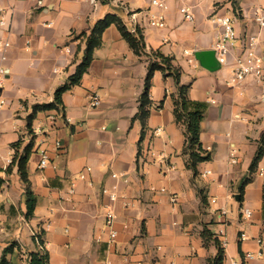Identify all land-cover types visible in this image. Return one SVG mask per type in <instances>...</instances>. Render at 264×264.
I'll return each instance as SVG.
<instances>
[{"label": "crops", "instance_id": "obj_1", "mask_svg": "<svg viewBox=\"0 0 264 264\" xmlns=\"http://www.w3.org/2000/svg\"><path fill=\"white\" fill-rule=\"evenodd\" d=\"M163 1L165 8L152 0H0V38L11 42L4 60L0 53L7 70L0 86V261L9 247L6 264H28L38 249L49 254V264H207L217 255L218 237L225 264H264V159L251 169L264 133V83L229 82L248 36L259 35L257 52L264 57V27L254 18L264 0ZM184 5L194 21L180 11ZM215 12L234 16L238 35L229 42L227 63L210 70L196 52L215 50L223 31L211 19ZM108 13L118 14L132 31L142 28L149 55L135 54L111 25L81 82L63 93L61 110H40L30 128L34 106L53 102L83 58L86 42L75 36L89 33ZM160 13L167 25L152 26L151 15ZM153 50L172 56L180 84L191 85L189 96L208 103L201 141L212 159L199 163L197 173L187 165L186 127L174 114L179 84L168 71L153 75L144 160L137 162L143 126L132 118ZM91 93L101 104L92 105ZM55 111L51 126L48 115ZM45 137L51 159L40 168L37 145ZM33 138L28 170L37 205L27 217L18 165L8 168L15 144L21 141L22 149ZM57 139L62 146L55 152ZM110 208L116 214L113 242L105 222Z\"/></svg>", "mask_w": 264, "mask_h": 264}, {"label": "trees", "instance_id": "obj_2", "mask_svg": "<svg viewBox=\"0 0 264 264\" xmlns=\"http://www.w3.org/2000/svg\"><path fill=\"white\" fill-rule=\"evenodd\" d=\"M109 0H104L108 2ZM111 25H115L120 31L123 38L129 43L135 54L142 56L144 54L149 55L146 52V43L144 34L141 27H138L136 30H130L123 19L116 13H108L105 17L100 19L91 29L89 33L82 32L75 36V38H82L86 42V47L84 50V55L82 60L76 65L75 71L69 76L68 81L63 85L59 86L55 92V99L51 103L36 104L33 109V113L29 116V127L32 128V122L36 114L40 110L46 109H55L58 112L61 110L60 107L63 104L62 95L63 93L71 88L75 84H79L83 78V75L87 72L91 61L94 58V51L97 47L102 44L103 34L105 30ZM152 57L149 60V70L146 76L145 88L142 94L139 97V106L138 111L132 118V121L139 120L142 123L143 129L141 137L138 144L137 152V162L140 164L144 160V153L142 142L145 139L146 135V121L150 114V108L152 105V99L150 97V91L152 86V78L157 70L163 72H169L170 75H173L178 86L177 96L174 98V114L176 121L185 125V146L184 153L188 156L187 165L195 173L198 172L197 166L199 163L208 161L212 159V153L210 150L206 149L203 146L201 141V122L204 119L208 103L202 100H195L189 96L190 84H180V69L176 67L173 63V57L165 55L159 50H153ZM264 140V133L260 140ZM261 142V141H259ZM21 141H18L15 144L16 151L14 154V159L8 171L11 169L12 165L17 164L20 177L25 184V194H26V203H27V217H32L35 212L37 205V196L33 192L30 184L28 162L31 155L34 152V138L27 143L21 149ZM263 150L259 149L257 154L254 156V159L251 163V169L254 170L257 164H259L260 159L263 155ZM4 179L0 177V190L4 184ZM249 179H245L243 185L248 183ZM243 191H241V194ZM243 195H241V199ZM208 236H213V233L207 230ZM40 243H43L41 239V233H39ZM215 244L217 246L218 252L215 257H212L208 260L207 264H225V250L222 246V243L218 237L214 238ZM10 248H5L3 257L1 258L0 264H6V254L9 252ZM28 264H49V254L42 250H34L29 254Z\"/></svg>", "mask_w": 264, "mask_h": 264}, {"label": "built area", "instance_id": "obj_3", "mask_svg": "<svg viewBox=\"0 0 264 264\" xmlns=\"http://www.w3.org/2000/svg\"><path fill=\"white\" fill-rule=\"evenodd\" d=\"M152 3L154 5H157L161 8L167 7L163 0H152ZM180 11L184 14L186 20L188 21H194L195 16L192 12L191 8L187 5L181 6ZM254 18L258 22V24L261 27H264V7H256L254 9ZM211 19L214 23L218 24L223 28V31L218 38V40L215 42L214 45V51L216 54V58L218 63L220 64H226L228 61V54L230 53L229 50V42L233 39H235L238 35L237 29H236V18L234 16L228 15V14H219L218 12H215L211 16ZM150 24L152 26H158V27H164L167 25L165 15L160 14H152L151 18L149 20ZM5 20H0V25H4ZM260 42L259 35H251L248 36L245 42L244 51L241 55L237 56L235 66L232 69V74L229 78V82L232 85L241 86L243 85L248 78H254L255 80L259 82H264V57L257 52V45ZM11 42L9 38H0V53L2 54L1 59L4 60L6 58L5 52L10 47ZM68 51H71V48H67ZM57 70V69H56ZM7 73V70L4 66L0 64V86L5 79V75ZM89 97L91 98L92 105L97 106L101 104V98L96 93L89 94ZM58 114L55 111V113H50L48 115V119L51 122V126L56 123ZM47 138L45 137L40 141V143L37 145V152L40 155V168H45L50 165V159L51 149L47 148L46 146ZM62 146V142L60 140H55L53 142V150L55 152H58ZM210 173V170H206L204 172V175ZM113 176H117V174H113ZM81 178H85V174H80ZM72 193L74 190V185L72 186L71 190ZM105 193H108L109 190L107 188L104 189ZM110 197L112 200L116 199L115 193H110ZM178 196L173 195L172 202L177 203ZM243 213L246 216H251L252 212L249 208H245ZM105 222L107 225V228L109 229V238L110 241H114L117 237V231L114 228V223L116 219V214L113 209H108L106 211L105 215ZM36 236V234H34ZM37 242L39 243L38 237H36ZM98 239H100L98 237ZM248 257H251L252 254L248 253ZM140 264H144L141 262ZM231 264H238L236 261H232Z\"/></svg>", "mask_w": 264, "mask_h": 264}, {"label": "water", "instance_id": "obj_4", "mask_svg": "<svg viewBox=\"0 0 264 264\" xmlns=\"http://www.w3.org/2000/svg\"><path fill=\"white\" fill-rule=\"evenodd\" d=\"M196 57L200 60L201 64L204 67L210 70H215L219 68V63L217 61L215 51L212 49L198 51L196 52ZM236 198L240 200V195L237 194Z\"/></svg>", "mask_w": 264, "mask_h": 264}, {"label": "rangeland", "instance_id": "obj_5", "mask_svg": "<svg viewBox=\"0 0 264 264\" xmlns=\"http://www.w3.org/2000/svg\"><path fill=\"white\" fill-rule=\"evenodd\" d=\"M102 2H104V0H101ZM104 3H106V2H104ZM80 51V50H79ZM262 83H264V82H262ZM264 96V95H263ZM262 123V125H264V122H261ZM264 128V127H263ZM259 141H261V142H259ZM258 146V148H257V152H258V150L259 149H261V150H263V152H264V140L263 139H259L258 140V144H257ZM257 152H256V154H257ZM264 159V153H263V155H262V157H261V159H260V161H262ZM260 163V162H259ZM214 227V226H213ZM29 237V236H28ZM36 237H38V239L40 238L39 237V233H36V236H35V239H36ZM29 238H31V237H29ZM28 238V239H29ZM36 241H37V239H36ZM38 243V242H37Z\"/></svg>", "mask_w": 264, "mask_h": 264}]
</instances>
